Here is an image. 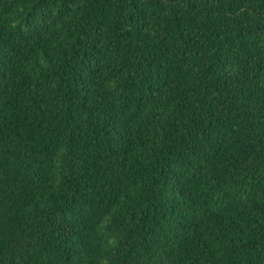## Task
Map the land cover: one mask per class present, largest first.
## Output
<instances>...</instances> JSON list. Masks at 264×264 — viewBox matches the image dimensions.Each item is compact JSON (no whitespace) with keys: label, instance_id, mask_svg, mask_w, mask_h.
<instances>
[{"label":"trees","instance_id":"1","mask_svg":"<svg viewBox=\"0 0 264 264\" xmlns=\"http://www.w3.org/2000/svg\"><path fill=\"white\" fill-rule=\"evenodd\" d=\"M0 264H264V0H0Z\"/></svg>","mask_w":264,"mask_h":264}]
</instances>
